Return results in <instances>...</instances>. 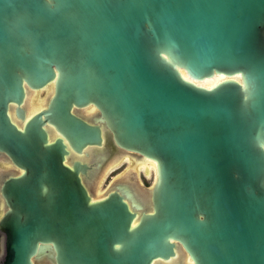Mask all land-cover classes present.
<instances>
[{
  "label": "water",
  "instance_id": "water-1",
  "mask_svg": "<svg viewBox=\"0 0 264 264\" xmlns=\"http://www.w3.org/2000/svg\"><path fill=\"white\" fill-rule=\"evenodd\" d=\"M0 156L3 264H264V0H0Z\"/></svg>",
  "mask_w": 264,
  "mask_h": 264
},
{
  "label": "rangeland",
  "instance_id": "rangeland-1",
  "mask_svg": "<svg viewBox=\"0 0 264 264\" xmlns=\"http://www.w3.org/2000/svg\"><path fill=\"white\" fill-rule=\"evenodd\" d=\"M212 83L207 81L205 84ZM44 92H40L38 98H35L34 96H31L28 99V102L26 103L27 109H34L38 106L36 102H41L40 100L44 97ZM127 155L123 156L122 159L114 164H111V160L107 161L104 170L102 173L104 175L99 179H97L93 182L91 188L94 193H101L103 192L108 185L111 183L112 179H114L119 174L125 172V176L133 175L132 172H134L133 169H130L132 162L128 159L126 160ZM147 165V162H143L136 166V172L138 175V182L141 183L143 187L149 186L153 181V175L150 173L152 172L149 167L148 170L145 171L144 167ZM148 166V165H147ZM145 171V172H144ZM147 173V174H146ZM128 178V177H127Z\"/></svg>",
  "mask_w": 264,
  "mask_h": 264
},
{
  "label": "flooded vegetation",
  "instance_id": "flooded-vegetation-1",
  "mask_svg": "<svg viewBox=\"0 0 264 264\" xmlns=\"http://www.w3.org/2000/svg\"><path fill=\"white\" fill-rule=\"evenodd\" d=\"M34 92L29 93L28 95V99L31 96H34ZM27 99V102H28ZM31 109H27V111H29ZM13 116H14V112H13ZM53 135L55 133H52ZM126 160H128V158L126 157ZM147 166V165H146ZM145 166V167H146ZM152 164H148L147 167L152 168ZM144 167V170H145ZM146 171V170H145ZM15 172V170L13 169V167L10 165V160H8L6 157L4 156H0V218L2 213L4 212V209L6 207V203L4 201V199L1 197V188L4 185V182L12 175V173ZM17 172V171H16ZM5 240H6V234L5 232L0 228V264L4 263V259H5V255H6V246H5Z\"/></svg>",
  "mask_w": 264,
  "mask_h": 264
},
{
  "label": "bare ground",
  "instance_id": "bare-ground-1",
  "mask_svg": "<svg viewBox=\"0 0 264 264\" xmlns=\"http://www.w3.org/2000/svg\"><path fill=\"white\" fill-rule=\"evenodd\" d=\"M220 77H223V76H221V75H219V76H215V77H213V78H211V79H205V80H202V81H197L196 83L199 84V85L205 86V87H211V86H212L213 84H215L217 81L221 80ZM207 81H209V82L212 81V83L205 84V82H207ZM29 93H31V92H29ZM34 93H35V92H34ZM34 95H35V94H34ZM27 99H28V97H27ZM26 107H27V106H26ZM37 108H38V106H37L36 108H34V109L29 110V111H28V114L33 113ZM12 112H13V111H12ZM52 135H53V134H52ZM148 164H150V163L147 162V165H148ZM151 164H152V163H151ZM152 165H153V164H152ZM153 168H154V165L152 166L151 171L153 170ZM149 169H150V168H149ZM145 170H146V171L148 170V167H147V166L145 167Z\"/></svg>",
  "mask_w": 264,
  "mask_h": 264
},
{
  "label": "snow or ice",
  "instance_id": "snow-or-ice-1",
  "mask_svg": "<svg viewBox=\"0 0 264 264\" xmlns=\"http://www.w3.org/2000/svg\"><path fill=\"white\" fill-rule=\"evenodd\" d=\"M187 78V77H186ZM220 79L222 80V79H224V77H220ZM235 79H239V77H235Z\"/></svg>",
  "mask_w": 264,
  "mask_h": 264
}]
</instances>
